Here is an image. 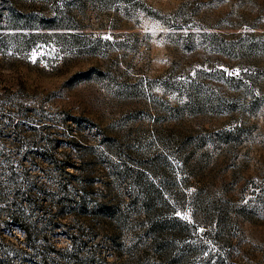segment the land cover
<instances>
[{
    "label": "rangeland",
    "instance_id": "rangeland-1",
    "mask_svg": "<svg viewBox=\"0 0 264 264\" xmlns=\"http://www.w3.org/2000/svg\"><path fill=\"white\" fill-rule=\"evenodd\" d=\"M48 151L99 175L110 163L97 185L125 196L149 169L200 259L264 264V0H0V161L40 177ZM93 243L102 264L136 263Z\"/></svg>",
    "mask_w": 264,
    "mask_h": 264
},
{
    "label": "trees",
    "instance_id": "trees-1",
    "mask_svg": "<svg viewBox=\"0 0 264 264\" xmlns=\"http://www.w3.org/2000/svg\"><path fill=\"white\" fill-rule=\"evenodd\" d=\"M105 146L107 159L113 160L111 145ZM48 156L52 171L40 177L0 161V227H16L24 234L19 243L0 235V264H102L93 243L97 238L117 251L125 249L126 261L136 262L131 264H185L189 257L179 248L184 233L195 241L188 245L194 255L192 264H208L200 259L203 250L196 227L177 215L152 171L143 167L138 172L142 183L125 196L112 181L104 179L102 186L97 185L101 174L112 176L110 163L99 175L94 163L84 166L60 161L53 153ZM67 165L74 171L67 170ZM67 215L75 220H57ZM132 224L135 230L124 235ZM218 227L213 223V230ZM57 228L64 230L67 247L57 248L50 241L49 233Z\"/></svg>",
    "mask_w": 264,
    "mask_h": 264
}]
</instances>
